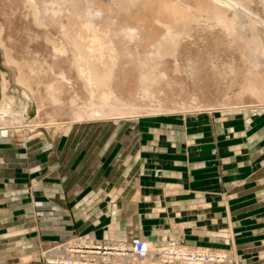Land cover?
<instances>
[{
    "label": "rangeland",
    "instance_id": "rangeland-1",
    "mask_svg": "<svg viewBox=\"0 0 264 264\" xmlns=\"http://www.w3.org/2000/svg\"><path fill=\"white\" fill-rule=\"evenodd\" d=\"M262 108L264 0H0V207L27 201L23 226L37 242L28 262L42 264V252L53 244L102 240L84 232L42 243V223L63 224L67 209H39L34 200L54 187L44 182L49 167L32 172L35 151L46 142L41 134L69 127L70 148L59 161L68 172L77 173L89 157L81 173H91L98 160L90 148L103 146L118 128L109 165L127 151L122 142L129 131L143 151L183 163L194 148L241 141L230 121L257 114L251 131L263 133ZM21 151L29 154L27 163L18 160ZM219 189L223 197L225 185ZM173 239L151 243L222 251L227 264H241L230 248L187 247ZM15 253L11 259L21 260Z\"/></svg>",
    "mask_w": 264,
    "mask_h": 264
},
{
    "label": "crops",
    "instance_id": "crops-1",
    "mask_svg": "<svg viewBox=\"0 0 264 264\" xmlns=\"http://www.w3.org/2000/svg\"><path fill=\"white\" fill-rule=\"evenodd\" d=\"M248 113H244V119H248ZM257 117L236 125L233 121L227 123L234 136L242 138L238 143L221 144L219 148L214 143L208 151L205 147L194 148L188 154L195 158L184 156L183 163L180 157L143 151L144 146H139L129 131L122 142L127 151L115 154L114 165H109L107 159L118 128L103 146L90 148L98 162L87 174L81 170L83 164L89 166V157L80 163L77 173L59 164L66 148H70L69 127L58 135L54 131L48 136L41 134L39 140L46 142L35 151L38 161L32 172L36 175L50 168V180L44 182L54 187L40 192L34 200L39 202V209H67L63 224L42 223L39 233L46 241L41 242L84 232L100 239L143 238L158 245L171 237L187 247L230 248L241 264H264V132L251 131ZM3 131L9 139L8 130ZM84 143L78 149L85 147ZM17 154L19 161L27 163V152ZM23 163L18 176L24 172ZM221 185L227 189L223 197L219 196ZM26 202L18 199L11 204L6 200L0 207V261L4 264H36L26 258L29 249H37L36 239L26 235L23 226ZM12 207L17 212L11 211ZM160 210L166 214L161 215ZM228 232L231 240L226 236ZM11 252L15 256V252L20 253L22 259H11Z\"/></svg>",
    "mask_w": 264,
    "mask_h": 264
},
{
    "label": "built area",
    "instance_id": "built-area-1",
    "mask_svg": "<svg viewBox=\"0 0 264 264\" xmlns=\"http://www.w3.org/2000/svg\"><path fill=\"white\" fill-rule=\"evenodd\" d=\"M83 238L53 244L42 252V264H227L226 252L182 246L149 248L142 238L131 240ZM154 249V251H152Z\"/></svg>",
    "mask_w": 264,
    "mask_h": 264
},
{
    "label": "bare ground",
    "instance_id": "bare-ground-1",
    "mask_svg": "<svg viewBox=\"0 0 264 264\" xmlns=\"http://www.w3.org/2000/svg\"><path fill=\"white\" fill-rule=\"evenodd\" d=\"M96 39H97V36H96ZM97 40H99V38L97 39ZM97 40H95V42H97ZM102 45V44H101ZM94 236H89V238L90 239H92ZM83 239H84V237H83ZM143 239V238H142ZM86 240V239H85ZM84 240V241H85ZM116 240V239H115ZM147 243V245L146 246H148L149 248L151 247V248H156V249H158L159 247L158 246H153V244L150 242V241H147L146 239H144ZM121 241H123V240H121ZM158 247V248H157ZM152 251H154V249L152 250ZM147 263H149L148 262V260L146 259V260H144V261H142L140 264H147Z\"/></svg>",
    "mask_w": 264,
    "mask_h": 264
}]
</instances>
